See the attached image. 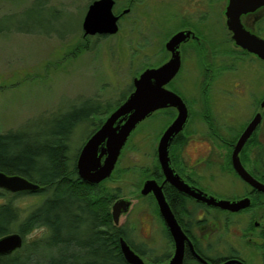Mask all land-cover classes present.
Wrapping results in <instances>:
<instances>
[{
	"label": "rangeland",
	"instance_id": "1",
	"mask_svg": "<svg viewBox=\"0 0 264 264\" xmlns=\"http://www.w3.org/2000/svg\"><path fill=\"white\" fill-rule=\"evenodd\" d=\"M85 5L86 0H0V132L21 129L28 143L43 145L46 139L54 137L52 132L60 115L78 104L76 101L80 97L96 99L101 109L107 112L92 116L89 125H85L86 121L79 123L85 126L73 129L70 139L73 144L71 153H74L90 135L89 131L96 129L125 100L132 90V81L138 75V69L158 65L162 61L163 53L159 50L158 41L162 42L165 33L174 27L170 25L174 22H165V15L160 14L166 13L162 4L158 5L157 13L152 17L154 29L149 30L150 17L145 21L144 27L157 36L156 45L146 49L145 58L132 55L137 49V41L130 43V31L124 33L123 29L96 42L91 40L89 48L85 49L81 41L82 32L79 31ZM204 24L208 29L215 28L222 36L219 25L213 19L209 21L207 18ZM200 38L203 37L200 35ZM198 58L201 59V56L196 49L184 51L180 71L167 84L183 98L191 112L188 125L183 129L187 141L181 148L172 145L170 152L176 153L180 166L185 168L188 164L196 172L194 176H197L198 183L217 198H233L241 195L244 185L232 172L216 170L217 166L225 167V151L219 145V152L209 139L202 103L206 97L205 104L210 105L209 117H216L220 124L225 122L224 126L216 123L220 133L230 138L256 109L251 99L264 93V76L254 66L237 60V71L232 76H228V71L218 75L214 69L208 87L210 92L201 96L199 67L203 62L199 64ZM221 76L228 77L224 81ZM233 78L245 81L244 94L239 101L233 97L228 100L226 96L227 92L234 94L228 89V80L232 85ZM215 96L217 103L214 102ZM174 116V109L168 108L157 110L141 121L127 139L109 180L104 183L115 197L130 201L129 208L120 215L116 225L125 227L128 240L133 244L141 243L139 248L144 253L141 251L140 256L147 264L163 262L166 260L164 254L172 252L158 208L151 197L140 195V188L148 177L144 174L156 166L155 150L159 137ZM208 150L212 152L207 156ZM212 157L219 158V164L216 162V165L207 168L203 158L211 160ZM199 160L202 163L195 165ZM38 197L24 195L20 204L29 206L38 202ZM210 212L222 218L218 210ZM241 217L242 220L245 217V222L247 213L230 216L232 220ZM40 233L41 230H36L27 237L32 239ZM234 243L247 264H262L259 257H253L259 250L257 246L239 237ZM220 250L226 252L224 247Z\"/></svg>",
	"mask_w": 264,
	"mask_h": 264
},
{
	"label": "flooded vegetation",
	"instance_id": "2",
	"mask_svg": "<svg viewBox=\"0 0 264 264\" xmlns=\"http://www.w3.org/2000/svg\"><path fill=\"white\" fill-rule=\"evenodd\" d=\"M94 1L96 0H86L85 11L80 23L79 31L82 32L81 41L85 49L89 48L91 40H94V42H96L97 39L110 37L116 33H119L123 29L125 30L124 33L126 31H130V43L131 41L133 43L135 42V40L137 41V49L133 51L132 55H137L145 58V56H147L146 49L149 46L156 45L157 42V36H154V34L149 30L154 29L151 22L154 21L152 17L154 16V13H157L155 12V10L158 8L159 4H162L166 8L165 14L160 13L165 15V22H168L170 20L174 22V24H170L174 25V27L169 28V30L165 33L163 41L161 42L160 40L157 44L159 46V50L163 53L162 61H160L158 65H149L144 67L142 66L140 70L138 69V75L136 77H138L140 73L147 68H156L167 62L175 53L178 55L180 63L179 69L176 72L177 74L182 67L184 51L186 53L188 48L196 49L201 56V59L198 58L199 64L201 63V61L203 62L202 66L199 67L201 70L199 73L202 76L201 96L207 95L206 92L208 91L210 80L213 77V70L216 69L218 75H220L224 71H228V76H232L235 71H237V63H235L237 60L247 62V64H249L251 67L254 66L264 76V59H261L256 54L242 48L236 43L234 33L230 29V26L228 24V7L230 4V0H112L111 11L113 15L117 17V31L112 34L98 32H95L93 34H85V30L83 29V21L90 5L93 4ZM140 10L141 12H139ZM149 17L150 19L148 20V22L150 23V25H148V30L144 26L146 25L145 21H147ZM207 18L209 19V21L210 19H213V21L219 25L220 30L223 33L222 36L215 28L213 29L215 30L214 32L213 30L208 29L205 26L204 23ZM238 21L241 24L242 28L249 34H252L260 38L261 40H264V3L257 4L251 10L241 12L238 15ZM210 32H212L213 34H210ZM216 34L220 38H218ZM200 35L204 39L200 38ZM222 77L224 78V81H226V77L221 76V78ZM228 83V89L234 91V94L231 92H227L228 94H226V96L228 97V100L231 97L236 99V101L241 100V96L244 94L245 85L243 84L245 83V81H243V79L241 78H233L232 85L229 80ZM167 84L165 86L166 88H168ZM217 91H219V88L217 89ZM208 92H210V90ZM215 97L216 100L214 99V102L217 103V96ZM204 98L205 100H203L202 103L205 106L203 114L205 116L204 120L206 122V130L209 134V139L217 146H215V148L218 151L219 145H222V149L225 151V153H223V164L225 165V167L223 168L220 165L217 166L216 170L218 171L222 169L224 172H232L233 176L236 177L244 185V191L241 193V195H237L233 198L222 199L238 201L244 198H248L249 205L238 210H230L212 206L201 200H198L188 193L181 192L169 182H164L162 185L163 194L182 231L187 237L184 242L182 264H204L200 261L199 258H202L208 264H223L229 260H238L240 261V263L231 262L228 264H247L245 258L242 257L237 251L234 243L236 241V237L242 238L246 243L257 246L259 250L258 252H255V254H253V257H259L262 261V264H264V191L259 190L256 185L241 177L236 172L232 162V153L239 137L246 129L248 124L253 120V118L257 114H259V121L241 146L238 152V157L244 170L257 182L264 184V93L252 97L251 104H253L256 109L254 110L250 118L245 121L242 127L238 129L230 138H226L224 134L220 133L219 127L217 125L218 119L213 116L211 118L209 117L210 105L205 104L207 102V99L206 97ZM181 99L183 100L182 97ZM183 102L185 103L184 100ZM185 105L188 110V118L183 129H186L191 114L186 103ZM168 108H173L176 116L177 110L174 107H166L158 110H165ZM218 124L219 126H224L225 122L222 124ZM100 125L96 129L89 131L88 134L90 135L86 138V140L100 127ZM183 129L178 134L182 133L185 137L186 142L187 136L184 133ZM178 134L175 135L169 147L171 166L173 167L175 172L179 174L181 179L191 188L199 189L204 193L217 198L214 193L209 192V190H207L202 184L198 183L197 176H194V173L196 172L193 171V169H190L188 164L185 166V168L189 170L186 171L183 166L179 165L177 156L173 155L172 152H170V148L172 145H174L173 142L175 141V138L178 136ZM211 152L212 151L208 150L205 155L208 156ZM155 155L158 165V168L156 170L157 175L148 176L144 179V181L147 179H155L158 184H161L164 180V176L157 160L156 150ZM218 160L219 158L216 159L215 157H212L211 160L210 158L209 160L203 158V161L199 160L195 165L205 162V166L207 168H210L213 165H216L218 163ZM181 165H183V163ZM151 172H155V170L152 169ZM214 176L211 175V177L213 178ZM144 181L142 182V186ZM142 186L140 188V195L151 197L152 201L157 207L156 200L154 199L152 193H141ZM117 199L120 198L116 197L113 202ZM218 199H220V197H218ZM210 210H218L219 212L224 214H220L222 218H224L223 221L222 218H220L218 215L212 214ZM245 212L247 213V219L245 222V217L243 220L242 217L233 220L230 218V216L233 214ZM164 227L166 229L165 234L169 240L170 245L172 246V252H166L164 254V258L166 259L165 261L153 264H163L167 262L173 255L174 242L168 228L166 226ZM257 238L260 241H258ZM125 240L130 245V247L140 256V252L142 251V249L139 248V244L141 243L133 244L131 241L127 239ZM220 247L226 248V252L221 251ZM147 251L150 252L149 249H147ZM142 252L144 253V251Z\"/></svg>",
	"mask_w": 264,
	"mask_h": 264
},
{
	"label": "trees",
	"instance_id": "3",
	"mask_svg": "<svg viewBox=\"0 0 264 264\" xmlns=\"http://www.w3.org/2000/svg\"><path fill=\"white\" fill-rule=\"evenodd\" d=\"M76 102L60 115L52 132L54 137L43 145L28 143L21 129L0 132V171L39 184L36 191L0 188V236L11 232L23 236L20 248L0 255V264H128L119 238L129 237L125 227L112 221L110 205L116 195L105 187L109 178L99 183L84 181L76 167L83 142L71 153L73 129L89 125L92 116L107 111L93 98L80 97ZM86 121L85 125L79 124ZM184 142L180 133L173 144L181 148ZM157 168L156 162L155 172L144 175H157ZM24 195L39 196L38 202L23 207L20 203ZM36 230H41L40 235L29 239L27 235Z\"/></svg>",
	"mask_w": 264,
	"mask_h": 264
},
{
	"label": "water",
	"instance_id": "4",
	"mask_svg": "<svg viewBox=\"0 0 264 264\" xmlns=\"http://www.w3.org/2000/svg\"><path fill=\"white\" fill-rule=\"evenodd\" d=\"M260 3H264V0H230L228 24L238 45L264 59V40L249 34L238 21V15L241 12L251 10ZM111 5L112 0H96L90 5L83 21L85 34L95 32L112 34L117 31V17L113 15ZM179 66V57L175 53L171 59L162 65L156 68H147L138 77H134L132 81L133 90L123 102L108 114L100 127L85 141L76 160L77 173L84 181L98 183L108 178L115 167L123 146L135 127L158 109L176 108V116L162 132L156 146L157 160L164 180L161 184H158L155 179H147L141 189V193L150 192L154 196L158 211L174 242L173 255L163 264L183 263L184 242L187 239L163 194L162 185L164 182L167 181L181 192L188 193L212 206L238 210L249 205L248 198L238 201L218 199L199 189L191 188L171 166L170 144L175 135L183 129L188 118V110L181 97L165 87L174 77ZM258 121L259 114L253 118L242 132L233 150L232 162L236 172L241 177L256 185L259 190L264 191V184L257 182L244 170L238 157L241 146ZM0 188L10 192L36 191L39 189V184L28 180L22 175L7 174L0 171ZM129 205L130 201L122 198L113 202L111 215L114 224L118 223L120 215L127 211ZM22 244L23 236L18 232L0 236V255L12 253L20 248ZM119 246L128 264H147L123 237L119 238ZM199 259L202 263L208 264L202 258ZM231 262L240 263L238 260H229L223 264Z\"/></svg>",
	"mask_w": 264,
	"mask_h": 264
}]
</instances>
